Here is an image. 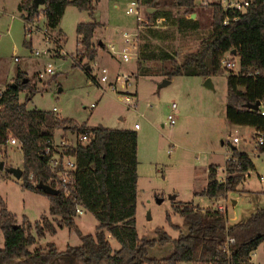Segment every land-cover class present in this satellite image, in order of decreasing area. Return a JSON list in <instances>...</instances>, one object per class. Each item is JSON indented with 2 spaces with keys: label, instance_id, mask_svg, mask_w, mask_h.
<instances>
[{
  "label": "trees",
  "instance_id": "obj_1",
  "mask_svg": "<svg viewBox=\"0 0 264 264\" xmlns=\"http://www.w3.org/2000/svg\"><path fill=\"white\" fill-rule=\"evenodd\" d=\"M141 6L156 8L149 18L163 19L162 27H147L140 31L138 61L144 75L156 73L149 62L167 61L163 67L165 78L197 76L203 79L216 76L222 59L228 54L239 59V71L227 69L226 116L230 124L249 126L256 130L255 138L264 136V115L249 105L264 103V0L254 3L244 12L227 9L217 4L212 9L211 34L202 36V24L195 0H172V8L159 7L161 0H138ZM74 6L87 11L90 20L76 27L77 54L80 63L87 60L85 71L92 83L101 85L89 62L98 56L100 41L95 40L97 21L95 0H45L44 8L34 0H23L18 8L26 22L36 21L41 14L49 30H56L66 9ZM196 15V18H191ZM228 24H224L226 19ZM190 37V38H189ZM197 41L196 50L188 51L183 60H177L184 50L181 40ZM179 43V44H178ZM29 46L30 42L25 41ZM104 47V45H103ZM235 51V52H234ZM79 63V64H80ZM79 65L78 63H75ZM27 73L20 68L15 81L0 96V151H4L9 137H17L23 151L24 171L21 185L49 197V213L59 216L57 225L46 213L34 225L24 215L21 223L5 200L0 197V227L4 246L0 247V264H54L59 256L65 260L80 259L83 264H257L252 252L264 248V207L246 220L229 223L227 210L214 206L202 207L197 203L179 202L175 209L189 222V232L172 238L165 233L159 239L140 236L137 228V197L139 180L138 133L133 129H113L102 124L89 126L72 118H65L53 110H29L28 102L38 93ZM27 91L24 102L20 94ZM260 104V105H261ZM92 133L90 139L67 150L75 155L76 191L66 196L47 194L40 182L57 186L56 173L50 165L51 153L45 152L47 140L56 131ZM264 151V144L259 146ZM227 176L220 179L219 165H209L208 182L196 194L210 198L227 197L238 190L245 172L255 168L249 153L232 147V155L225 162ZM82 204L100 221L95 233H83L76 221V204ZM68 226L80 236V244H67L58 250L54 242L45 248L30 250L46 233H56L58 227ZM110 235L120 242L114 248ZM228 237L235 241L228 243ZM174 240L173 250L163 257H148V247Z\"/></svg>",
  "mask_w": 264,
  "mask_h": 264
},
{
  "label": "rangeland",
  "instance_id": "obj_2",
  "mask_svg": "<svg viewBox=\"0 0 264 264\" xmlns=\"http://www.w3.org/2000/svg\"><path fill=\"white\" fill-rule=\"evenodd\" d=\"M22 1L0 0V89L5 90L15 81L20 68L27 71L31 84L38 88V93L28 102L29 110H52L57 107L58 111L54 112L60 116L75 119L79 123L87 122L91 127L102 124L113 129H133L136 123L140 124V129L137 130L139 180L136 213L140 236L159 239L167 233L176 238L181 233H188V220L175 209V205L181 201H195L214 207L224 204V200L211 201L210 197L196 193L206 185L208 165L211 162L223 163L219 164L218 175L223 178L227 176L226 156L232 153L233 145L228 140L230 130H234L226 116L229 70H221L214 77L212 87L205 86L202 77L193 76H176L169 84L164 85V81L168 79L165 78L162 68L169 67V62H149L147 65L156 70V73L144 75L137 57L129 62L120 58L117 60L108 48L110 44L99 46L97 58L89 62L87 68H90L96 79L101 78L102 69L107 68L109 82L112 81L110 77L115 78L118 72L129 75L128 90L136 95L133 96L132 105H128L121 99L122 93L119 92L122 82L118 83L117 89L109 82L101 83L100 88L86 74L87 60L80 63L76 25L90 20L87 11L69 6L59 29L53 31L47 29L46 19L41 14L35 21L38 29L28 35L24 13L18 8ZM132 1L134 0H95L97 21L110 23L111 26L107 28L104 25L97 29L96 42L117 39L120 34L114 32L115 28L121 34L129 31L137 34L139 52L141 41L138 34L147 27H153L151 25L156 19L149 18V13L157 9L141 6L143 21L138 22L136 15L126 13ZM171 3L172 0H161L159 7L171 9ZM43 6L40 5L41 11ZM198 9L197 17L202 24L201 34L209 36L212 9L209 5L198 6ZM191 18H196V15ZM158 26L162 27L163 23ZM45 30L52 37L49 43L45 40ZM60 32L64 35H58ZM25 41L33 44V51L25 45ZM181 41L185 47L177 57L180 62L188 51L196 50L198 43L192 39ZM37 50L40 51L39 55L36 54ZM49 64L54 72L40 78L39 73ZM232 70L238 72L239 67ZM26 94L27 91L20 94L21 102L25 101ZM173 103L177 104L174 112L175 125H171L168 120ZM92 104L95 106L92 107ZM254 133L253 127L240 126V141L234 143L242 151L250 153L255 168L249 170L238 190L230 191L227 195L229 223L246 220L252 213L264 207V179H261V176L264 177V151L259 150L258 138H255ZM66 137L74 136L60 130L55 133L56 142ZM0 160L5 163L4 168L0 169V197L17 214L18 222L21 223L24 215H27L34 225L43 212H49V197L24 188L21 185L22 179H17L8 171L9 166H20L24 169L20 165L23 163L21 147L7 145ZM232 198H236L238 202L233 204ZM46 214L57 225L60 217ZM75 217L83 233H95L100 223L88 210L80 216L76 214ZM45 236L32 246L42 249L48 242L55 241L59 250L64 249L68 241L77 242L78 238V242H81L76 231L68 226L58 227L56 233L48 232ZM110 240L114 248L120 247V242L112 235ZM3 246L4 233L0 227V247ZM173 248L174 240L158 242L148 247L147 256L163 257ZM254 252L255 262L263 264V246L260 245ZM75 261L83 264L78 258ZM54 264H67V261L65 257L59 256Z\"/></svg>",
  "mask_w": 264,
  "mask_h": 264
},
{
  "label": "built area",
  "instance_id": "obj_3",
  "mask_svg": "<svg viewBox=\"0 0 264 264\" xmlns=\"http://www.w3.org/2000/svg\"><path fill=\"white\" fill-rule=\"evenodd\" d=\"M195 3L197 6L201 5H211V4H217L222 6L225 10L227 9H235L241 12L246 11L253 3L254 0H195ZM141 4L138 0H134L131 2V5L126 10L127 14H133L136 15L137 21H143V17L141 16ZM191 17H194L192 15ZM26 22V21H25ZM163 22L162 18L156 19L154 23H152L151 26L158 27V25ZM229 19L227 18L224 21V24H228ZM38 29V27L34 22H26V30L28 35H30L33 31ZM45 40L47 43H49L52 39V37L48 34V32L45 30ZM123 46L119 48L116 44H111L109 47L110 52L113 55H118L119 58L124 62H129L130 60H133L134 58H138V44L137 41V34H133L129 31H125L123 33ZM36 54L39 55L40 51H36ZM222 66L227 69H234L236 67H239V61L234 58L231 53H228L223 59H222ZM54 72V69L51 64H49L43 72L39 73L40 78H44L46 74H52ZM98 82L99 83H108L109 82V71L107 68L102 69V75L101 78L99 77ZM130 78L129 75L123 73H118L114 81H110L109 84L113 85L115 89H117V85L119 82H122V89L119 90L121 95V99L125 101L128 105H132L133 103V94L128 90V85L130 84ZM92 82V81H91ZM2 89H0V96L3 94ZM95 105L92 104V107ZM2 108V105L0 104V110ZM177 109V104L173 103L171 107V113L168 115V120L171 125H175L176 123V116L175 111ZM56 110V108H54ZM259 111L262 115H264V103H262L259 107ZM139 124H136L135 128L139 129ZM239 128H234L233 131L230 132L231 142L237 143L240 141V137L238 135ZM69 134L73 135L74 137H66L59 142H56L55 137L52 139L47 140V147L45 149V152L51 153L50 157V165L52 166V169L56 173L55 179L57 180V188L61 190L66 196H72L75 194L76 191V169H77V161L75 155L68 153L67 150L71 149L73 146H76L78 142H87L92 133H78V132H69ZM258 144L263 145L264 144V136L261 135L258 138ZM7 145H14V146H20V141L17 137H9L7 140ZM3 151H0V157L2 156ZM232 153H228L226 156L227 159L231 157ZM226 169V167H225ZM226 178V176H225ZM223 178V179H225ZM261 179L263 180L264 177L261 176ZM74 196V195H73ZM221 201V200H218ZM219 210H226L225 204H220L217 206ZM84 212V206L80 203L76 204V214H82ZM234 237H228V243L234 242Z\"/></svg>",
  "mask_w": 264,
  "mask_h": 264
},
{
  "label": "crops",
  "instance_id": "obj_4",
  "mask_svg": "<svg viewBox=\"0 0 264 264\" xmlns=\"http://www.w3.org/2000/svg\"><path fill=\"white\" fill-rule=\"evenodd\" d=\"M41 8H44V6L41 7ZM65 12H66V11H65ZM43 16H44V15H43ZM63 16H64V15H63ZM44 17H45V16H44ZM23 18H24V14H23ZM62 18H63V17H62ZM45 19H46V18H45ZM61 21H62V19H61ZM46 23H47V21L45 20V24H46ZM60 23H61V22H60ZM79 23H80V22H79ZM77 24H78V23H77ZM101 24H102V27H103L104 25H106L107 28H111L110 23H101ZM46 27H47V26H46ZM59 27H60V25H59ZM59 27H58L57 29H59ZM76 27H77V25H76ZM47 29H48V28H47ZM48 30H49V29H48ZM51 31H52V30H51ZM114 32L120 34V36L117 37V39H112V40H110V41H108V39H106L105 42L99 40V41H100V46L103 47L104 44H106L107 46H108L109 44H110V45H111V44H116L119 48H121V47L123 46V42H124V41H123V33H124V32L121 34L120 31H119L118 29H116V28L114 29ZM58 35H64V34L60 32V34H58ZM106 38H107V37H106ZM76 40H77V39H76ZM110 45H109V47H110ZM28 47H29L30 51H33V50H34V49H33V44H32V43H30V45H29ZM109 47H108V48H109ZM64 50H65V49H64ZM64 52H65V51H64ZM16 58H17V57H16ZM117 58H119V56H118V55H115V59H117ZM16 60H18V59H16ZM117 60H118V59H117ZM119 60H120V59H119ZM18 69H19V68H18ZM21 70H22V69H21ZM112 70H113V69H112ZM17 71H18V70H17ZM25 72L27 73V71H25ZM118 73H119V72H118ZM116 76H117V74H116ZM116 76H115V78H116ZM193 77H197V76H193ZM214 77H215V76L211 77L212 85H213ZM115 78H114V77H113V78L110 77V79H111L112 81H114ZM205 80H206V79H203V82H205ZM98 81H99V80H98ZM170 81H172V79H171ZM201 82H202V81H201ZM100 85H101V83H100ZM101 87H102V86H101ZM132 94H133V93H132ZM133 95H136V94H133ZM54 108H56V110H54ZM54 108H53L52 110L57 112V111H58V108H57V107H54ZM86 123H87V122H86ZM228 123H229V122H228ZM87 124H88V123H87ZM136 124H139V123H136ZM136 124H135V126H136ZM229 124H230V123H229ZM88 125H89V124H88ZM139 125H140V124H139ZM230 125L232 126V128H239V127H240V126H235V125H232V124H230ZM89 126H90V125H89ZM135 126H134L133 130H136V131H137V130L140 129V126H139V129H136ZM124 129H125V128H124ZM128 129H131V128H128ZM254 131H255L254 134H256V130H255V129H254ZM230 132H231V130H230ZM229 137H230V134H229ZM227 140H228V139H227ZM229 141H230L231 145L233 144L232 147H235V146L237 147V145H234V143L231 142V137L229 138L228 142H229ZM16 147H20V146H16ZM237 148H238V147H237ZM21 149H22V148H21ZM238 150L242 151V149H239V148H238ZM22 153H23V151H22ZM247 153H249V152H247ZM249 155H250V153H249ZM211 163H215V164H218V165H219V164H223V163H220V162H211ZM211 163H210V164H211ZM210 164H209V165H210ZM20 165L24 166V159H23V163L20 164ZM209 165H208V168H209ZM208 173H209V170L207 171V181H206V184H207V182H208ZM247 173L249 174V170L245 172V177H244V179L242 180V182L246 179ZM219 178H220V179H223V177H220V176H219ZM224 178H225V177H224ZM242 182H241V183H242ZM241 183H240V184H241ZM240 184H239V186H240ZM239 188H240V187H238V189H239ZM176 197H177V195L174 196V198H176ZM227 199H228V196H227V197L210 198L211 201H217V200H222V201H223V200H224V204H225L226 210L228 211V203H227ZM193 200H194V199H193ZM193 202L195 203V201H193ZM237 202H238V200H237L236 198H232V203H233V204H235V203H237ZM197 204H199V205L202 206V207L211 206L210 204H209V205H202V204H200V203H197ZM49 206H50V205H49ZM85 210H86V209H85V207H84V212H85ZM84 212H83V213H84ZM43 213H49V212H43ZM43 213H42V214H43ZM83 213H82V214H83ZM15 214H16V213H15ZM42 214H41V215H42ZM16 215H17V214H16ZM80 215H81V214H78V216H80ZM17 219H18V218H17ZM76 220H77V217H76ZM19 223H20V222H19ZM43 237H46V236H43ZM53 241H54V240H53ZM76 241H77V242H71V241H68L67 244H80V243L82 242V240H81V242L79 243V242H78V238H77ZM54 243H56V242L54 241ZM56 244H57V243H56ZM67 244L65 245L64 249L66 248ZM29 248H30V250L33 251V250H34L35 248H37V247H36V246L34 247V246L31 245ZM64 249H59V250H64ZM254 253H255V252H252V260H253V261H255V260H254ZM66 261H67V260H66ZM72 261H74L75 263L72 262ZM185 262H186L185 264H193V263H194V262L192 263L191 261H185ZM72 263H74V264H78L77 261H75L74 259H72V260H70V261H69V260L67 261V264H72ZM263 264H264V256H263Z\"/></svg>",
  "mask_w": 264,
  "mask_h": 264
},
{
  "label": "water",
  "instance_id": "obj_5",
  "mask_svg": "<svg viewBox=\"0 0 264 264\" xmlns=\"http://www.w3.org/2000/svg\"><path fill=\"white\" fill-rule=\"evenodd\" d=\"M36 6H40V5H44L45 4V0H34ZM195 16V15H194ZM235 52V51H234ZM28 79H26L25 81L27 82ZM171 81L170 80H165L164 81V85H167L169 84ZM205 86L207 87H212V81H211V78H206L205 80ZM260 104L261 102L258 101L256 104L254 105H249L250 108L254 109V110H259V107H260ZM4 161L3 160H0V169L4 168ZM8 171L13 174L17 179H21L22 176H23V171L24 169L21 168L20 166H9L7 167ZM39 186L41 188H43L44 192L47 193V194H58L60 192V190L56 187H53L52 185L50 184H46V183H43V182H40L39 183ZM162 199H160L161 201Z\"/></svg>",
  "mask_w": 264,
  "mask_h": 264
}]
</instances>
